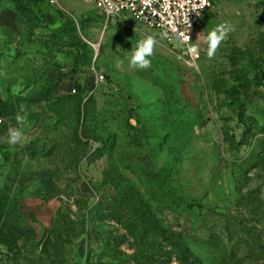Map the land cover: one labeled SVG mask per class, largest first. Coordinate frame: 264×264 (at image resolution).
<instances>
[{
  "label": "rangeland",
  "instance_id": "obj_1",
  "mask_svg": "<svg viewBox=\"0 0 264 264\" xmlns=\"http://www.w3.org/2000/svg\"><path fill=\"white\" fill-rule=\"evenodd\" d=\"M212 2L194 64L92 0H0V264H264V0Z\"/></svg>",
  "mask_w": 264,
  "mask_h": 264
},
{
  "label": "built area",
  "instance_id": "obj_2",
  "mask_svg": "<svg viewBox=\"0 0 264 264\" xmlns=\"http://www.w3.org/2000/svg\"><path fill=\"white\" fill-rule=\"evenodd\" d=\"M57 0H51L56 3ZM96 9H98L107 23L110 21L124 20L123 15L127 14L135 23L149 29L157 30L166 34L170 40L178 41L179 48L183 54L194 64L201 58L196 59L187 54V45L178 39L179 32L189 34V43H197L194 39V31L200 26V21L208 9L213 8L212 0L202 9H193V4L199 5L200 0H92ZM197 11L199 15H197ZM189 16L190 26L185 23V16ZM198 44V43H197ZM104 80L103 75L97 77L96 82L101 83ZM76 93V90H73Z\"/></svg>",
  "mask_w": 264,
  "mask_h": 264
},
{
  "label": "clouds",
  "instance_id": "obj_3",
  "mask_svg": "<svg viewBox=\"0 0 264 264\" xmlns=\"http://www.w3.org/2000/svg\"><path fill=\"white\" fill-rule=\"evenodd\" d=\"M146 3H150V0H145ZM208 4V0H200L199 5L193 4V9H202L204 6ZM197 15L199 12L197 11ZM185 23L190 26L189 16H185ZM234 31V26L228 22L224 21L222 23L217 24L213 27L208 33L207 36L203 39V44L206 45V55L208 59H213L216 56L217 50L220 47L221 43L225 41L229 35ZM178 39L185 45H187L186 52L189 56L194 57L196 59L199 58L200 54V45L197 43H189L190 36L189 34H185L184 32H179ZM200 39V34L198 35V39ZM157 44V40L154 36L148 35L145 38L138 41L136 47L132 49L131 56L129 59V67L135 68L138 70H147L151 67V57L154 55V49ZM178 59H182V57H178ZM122 62L117 63V67L119 68ZM21 110H23V106H21ZM16 121L18 124L23 125L26 117L20 115L19 113L16 115ZM23 138V133L20 128H12L8 129V143L9 145H16L21 142Z\"/></svg>",
  "mask_w": 264,
  "mask_h": 264
},
{
  "label": "trees",
  "instance_id": "obj_4",
  "mask_svg": "<svg viewBox=\"0 0 264 264\" xmlns=\"http://www.w3.org/2000/svg\"><path fill=\"white\" fill-rule=\"evenodd\" d=\"M10 2H12L16 8V10L21 14L22 12H24L27 9L32 10L36 15L39 14H43L42 11V3L41 0H8ZM73 72L77 73L78 71L76 70V68H74ZM76 92L78 90H81V86L76 84ZM83 100L79 101V108L81 109ZM78 137V136H76Z\"/></svg>",
  "mask_w": 264,
  "mask_h": 264
},
{
  "label": "crops",
  "instance_id": "obj_5",
  "mask_svg": "<svg viewBox=\"0 0 264 264\" xmlns=\"http://www.w3.org/2000/svg\"><path fill=\"white\" fill-rule=\"evenodd\" d=\"M2 22H1V19H0V26H1Z\"/></svg>",
  "mask_w": 264,
  "mask_h": 264
}]
</instances>
